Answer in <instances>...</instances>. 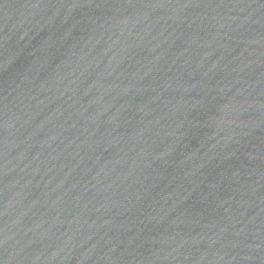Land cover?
Here are the masks:
<instances>
[{"label": "water", "instance_id": "1", "mask_svg": "<svg viewBox=\"0 0 264 264\" xmlns=\"http://www.w3.org/2000/svg\"><path fill=\"white\" fill-rule=\"evenodd\" d=\"M0 264H264V0H0Z\"/></svg>", "mask_w": 264, "mask_h": 264}]
</instances>
